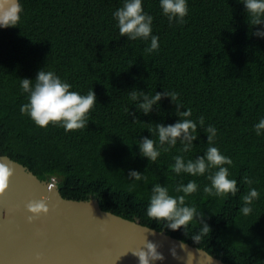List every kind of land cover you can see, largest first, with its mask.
<instances>
[{"label": "trees", "instance_id": "trees-1", "mask_svg": "<svg viewBox=\"0 0 264 264\" xmlns=\"http://www.w3.org/2000/svg\"><path fill=\"white\" fill-rule=\"evenodd\" d=\"M185 23L169 24L160 0H142L153 17L152 34L159 50L147 53L149 41L120 36L113 13L124 0H19L22 11L15 27H0V152L28 166L40 179L55 178L63 196L96 198L105 210L159 230H166L230 264H264V17L253 25L242 0H186ZM53 71L82 95L92 89L96 106L83 130L40 128L20 107L28 103L21 79L33 80L40 70ZM178 93L180 111L192 110L197 139L191 151L177 145L161 152L155 163L140 154L139 142L154 139L155 125L181 120L170 97L145 115L130 92ZM131 113V115L129 114ZM204 117V126L199 117ZM217 130L212 145L205 128ZM151 129L152 133L148 130ZM209 146L232 159L229 178L236 196H208L205 176L179 175L173 157L203 156ZM130 171L146 179L135 181ZM215 171V169H213ZM260 193L252 212H240L249 185ZM195 180L196 193L186 197L197 216L187 229L172 230L166 221L147 216L156 183L172 196L175 188ZM207 224L209 233L196 242Z\"/></svg>", "mask_w": 264, "mask_h": 264}, {"label": "clouds", "instance_id": "clouds-1", "mask_svg": "<svg viewBox=\"0 0 264 264\" xmlns=\"http://www.w3.org/2000/svg\"><path fill=\"white\" fill-rule=\"evenodd\" d=\"M246 10L250 14L251 23L260 25L262 17H264V0H242ZM10 5V6H8ZM8 6V7H6ZM160 7L163 14L168 18L169 24L173 22L177 24L185 23V17L188 15V5L186 0H160ZM22 11L21 6L14 0H3L0 3V27H15L19 20V13ZM113 16L118 22V30L120 36H127L129 40L137 39L143 41L150 40V46L145 48V52L152 53L159 50V37L152 34L153 17L144 11L142 0H124L122 7L117 9ZM264 35V33H258ZM21 79V89L23 93L28 94V103L20 107L22 115H27L36 126L40 128H48L50 125L61 127L65 132H75L86 128L90 114L96 106V94L90 89L86 95H82L77 91H73L72 85L63 81L53 71L40 70L36 79ZM132 101L138 103V109L142 110L145 115L151 112L153 105H156L162 97H170L177 105V114L181 120L174 125L164 126L163 124L155 125V132L158 135L159 148L154 139L143 138L142 142L138 141L140 154L147 157L150 162L155 163L161 152H168L177 145L178 140L183 145L181 152L191 151L192 141L197 139V122L191 119L192 110L180 111L183 104L178 103V93L174 91L155 92L154 95H147L143 92L132 90L130 93ZM131 115V113H129ZM199 125L204 126V117L200 116ZM152 133V130L149 129ZM208 134V144L212 145L217 135L214 126L208 125L205 128ZM257 135H261L264 131V119H261L255 125ZM175 163L172 170L175 174H189L193 177L205 176L210 184L205 185L203 191L208 196L228 197L236 196L238 192L236 179L229 178V168L233 161L230 157L221 154L217 147L209 146L203 156L195 159L185 160L184 156L177 155L173 157ZM215 169V171H213ZM14 169L8 164L0 162V196H3L9 188L10 179L13 176ZM129 176L135 181L146 179L144 175L137 171H130ZM55 181V178H51ZM244 183L249 185L247 194L242 197L243 206L240 212L247 216L252 212L251 205L255 200L259 199L260 193L256 188L251 187L254 181L245 176ZM199 185L195 180L176 186L177 193L183 195L172 196L169 189L156 183L151 189L150 202L146 209L147 216L156 221L168 222V227L172 230L185 228L194 221L197 216V208L195 206L186 205V197L196 193ZM47 198H41L38 201L28 203L27 209L38 217L41 214H47L49 208L46 203ZM209 228L207 224L203 226L199 235L193 238L194 241H201L202 237L207 236ZM138 257L139 264H150V260H157L161 257L157 252V246L151 242L145 245L143 250L135 253Z\"/></svg>", "mask_w": 264, "mask_h": 264}, {"label": "water", "instance_id": "water-1", "mask_svg": "<svg viewBox=\"0 0 264 264\" xmlns=\"http://www.w3.org/2000/svg\"><path fill=\"white\" fill-rule=\"evenodd\" d=\"M0 162L14 169L0 196V264H139L135 253L148 242L161 257L150 264H230L166 230L105 210L96 198L65 197L55 181L6 153ZM45 197L48 213L30 221L28 203Z\"/></svg>", "mask_w": 264, "mask_h": 264}]
</instances>
